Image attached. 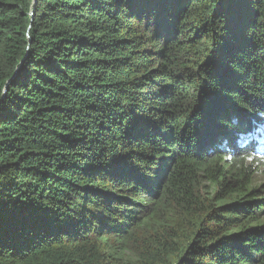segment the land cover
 <instances>
[{"label":"trees","instance_id":"obj_1","mask_svg":"<svg viewBox=\"0 0 264 264\" xmlns=\"http://www.w3.org/2000/svg\"><path fill=\"white\" fill-rule=\"evenodd\" d=\"M33 3L0 0V264H264V0Z\"/></svg>","mask_w":264,"mask_h":264},{"label":"water","instance_id":"obj_2","mask_svg":"<svg viewBox=\"0 0 264 264\" xmlns=\"http://www.w3.org/2000/svg\"><path fill=\"white\" fill-rule=\"evenodd\" d=\"M34 1V3H33V6L35 7V5H36V2H37V0H33ZM32 16H33V14H34V10H32Z\"/></svg>","mask_w":264,"mask_h":264}]
</instances>
